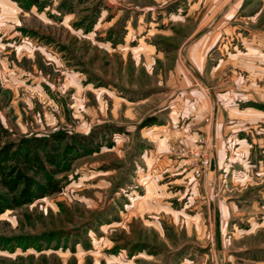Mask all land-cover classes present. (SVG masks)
<instances>
[{
    "label": "rangeland",
    "instance_id": "1",
    "mask_svg": "<svg viewBox=\"0 0 264 264\" xmlns=\"http://www.w3.org/2000/svg\"><path fill=\"white\" fill-rule=\"evenodd\" d=\"M53 134L0 264H264V0H0V146Z\"/></svg>",
    "mask_w": 264,
    "mask_h": 264
},
{
    "label": "trees",
    "instance_id": "2",
    "mask_svg": "<svg viewBox=\"0 0 264 264\" xmlns=\"http://www.w3.org/2000/svg\"><path fill=\"white\" fill-rule=\"evenodd\" d=\"M52 137L58 138L59 143H54ZM52 137L33 135L25 137L21 143L7 142L0 146V214L61 189L57 170L46 162H58L64 137L58 134ZM24 157L35 163L36 172L30 171Z\"/></svg>",
    "mask_w": 264,
    "mask_h": 264
},
{
    "label": "built area",
    "instance_id": "3",
    "mask_svg": "<svg viewBox=\"0 0 264 264\" xmlns=\"http://www.w3.org/2000/svg\"><path fill=\"white\" fill-rule=\"evenodd\" d=\"M203 162H204V163H207V162L209 163V162H210V159H209V158H206ZM198 173L201 174L200 171H198Z\"/></svg>",
    "mask_w": 264,
    "mask_h": 264
},
{
    "label": "crops",
    "instance_id": "4",
    "mask_svg": "<svg viewBox=\"0 0 264 264\" xmlns=\"http://www.w3.org/2000/svg\"><path fill=\"white\" fill-rule=\"evenodd\" d=\"M212 5H214V4H212ZM169 9V8H168Z\"/></svg>",
    "mask_w": 264,
    "mask_h": 264
}]
</instances>
